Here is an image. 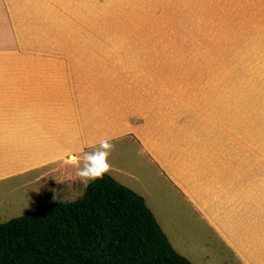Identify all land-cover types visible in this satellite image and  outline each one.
Masks as SVG:
<instances>
[{"label": "rangeland", "instance_id": "1", "mask_svg": "<svg viewBox=\"0 0 264 264\" xmlns=\"http://www.w3.org/2000/svg\"><path fill=\"white\" fill-rule=\"evenodd\" d=\"M114 44L121 46L126 63L113 60L120 57ZM152 47L157 51L144 54ZM142 55L153 61L142 63V57L136 58ZM31 58L64 61L71 105L67 68L79 61L94 62L89 71L95 80L107 82L123 74L119 88L125 96L119 100L142 104L151 97L157 104H207L208 125L200 126L207 135L206 158L200 160L202 170L210 172V195L221 205L217 215L207 219L199 209L203 171L172 169L169 164L165 170V163L151 155L134 131L103 139L109 153L106 173L142 195L171 246L192 264H264V0H0V65L24 64ZM33 64L41 79L53 68L47 67L49 62ZM87 78L80 77L76 88L87 86ZM139 84L143 89L136 88ZM130 87L134 96H126ZM98 90L105 91L100 84ZM112 105L97 104L100 128L113 120ZM120 114V123L129 127L145 125L141 116ZM167 121L159 136L168 130L170 138L173 130L174 148L166 149L179 158L188 148L182 137V125L184 134L188 131V114L182 121ZM75 124L81 127L79 120ZM217 124L223 128L218 134ZM27 127L8 124L0 133ZM66 134L47 136L51 145H45L54 152L43 164L1 168L0 223L82 196L89 182L78 169L85 153L99 147L102 139L83 144L86 134L80 129L70 132L75 141L68 146ZM250 148L256 152L253 161ZM67 149L74 152V160L64 155ZM232 152L245 169L244 178L235 197H224L211 169L229 164ZM11 153L0 148V165L12 159ZM254 162L255 173L249 178L248 166Z\"/></svg>", "mask_w": 264, "mask_h": 264}, {"label": "trees", "instance_id": "2", "mask_svg": "<svg viewBox=\"0 0 264 264\" xmlns=\"http://www.w3.org/2000/svg\"><path fill=\"white\" fill-rule=\"evenodd\" d=\"M40 60L0 65V129L30 126L0 137V148L12 152L0 171L40 165L54 152L45 145L51 132H66V143L74 144L70 132L78 129L64 84L66 65ZM34 61L53 68L41 79L40 70L32 71ZM0 264L192 263L171 246L144 198L105 173L74 201L0 223Z\"/></svg>", "mask_w": 264, "mask_h": 264}, {"label": "crops", "instance_id": "3", "mask_svg": "<svg viewBox=\"0 0 264 264\" xmlns=\"http://www.w3.org/2000/svg\"><path fill=\"white\" fill-rule=\"evenodd\" d=\"M102 45L106 48V45L104 43H102ZM107 49H111V48L109 47ZM113 50L120 55L119 58L115 56L113 60L119 62L125 61L124 63H126V60L123 58V56H121L123 55L121 51L122 50L121 46L119 45L115 47L114 44ZM149 50L151 52L157 51L156 47H152L148 49L144 54L146 55L149 54ZM135 56L136 55H134L133 57ZM105 57L110 58V55H107ZM139 57H142L140 58V61L142 63L147 60L148 64H150V62L153 61V60H149V58L146 56L144 57V55L137 56L136 58ZM85 62H87V64H85ZM156 62L158 63L159 61ZM78 63L79 64H76L75 68L68 65L67 70L69 71L70 74L72 89H73L72 90L73 114L76 121L79 120V125L82 127V128L79 127L78 130L80 131L81 129L86 134L84 135L86 140L83 142V144L84 143L91 144L94 143L95 140L97 141L99 138L101 139L107 137L109 138L111 136H116L127 131L136 132V134L140 138L145 148L148 149V151H150L151 155L155 158L157 157L156 160L162 165L165 163L166 165L165 170L168 169V164H169L170 165L169 168L172 169L180 168L183 170L185 169L195 170L198 168L199 171H203L204 175L203 174L201 175L202 184L199 186L200 188L199 193L203 195V197L200 198L199 200V209L202 212H204V215L207 219L212 218L213 215H217V213L221 211V205L219 204V202H217V197L213 199V196L210 195V190H209L210 186L209 187L206 186L209 178L207 176L210 175V172H208L206 169L202 170L204 168L201 167L202 157H204L203 161H205L206 158L205 156L206 145L203 144L204 143L203 140H204V136L207 135L203 133V130L200 126L207 127L208 125L207 104H204L203 106L200 107H194L192 106V104H157L156 102L150 101L152 100L151 97L145 99V102H143L142 104L141 103L134 104L131 102L130 99H127V101H125V98L123 100H119L118 98L125 96L124 95L125 91L122 93L120 91L124 89L119 88L123 74L121 75L116 74V76H114L113 78H108L107 82L104 79H101L102 81L101 80L99 81V79L98 80L94 79L93 77L94 74L91 72L92 70L89 71V65H94V62L79 61ZM103 64L104 62L102 63V67ZM129 64H132L130 60H129ZM83 76L88 77L86 79L87 86L82 85L79 86V88H76L78 85L79 78ZM99 84L103 86L105 91L98 90ZM113 86H116L114 87L116 88V90L113 88ZM137 86L138 87H136L135 85L134 87L138 89L143 87L140 84ZM134 87L133 88L130 87L128 91L133 90ZM95 91H97L98 94L97 93L95 94ZM114 92L116 93V95H114ZM139 93L140 95L143 94L146 96H152L148 94V91L147 92L140 91ZM127 94L129 95L126 96H134L136 93L130 91ZM97 104H114L112 105V107H109L110 113H113L112 116L113 120H111L109 123L101 124V128L99 125L100 122L98 119L99 114L97 113ZM126 111H129L132 114L134 113L135 116H141L142 119L145 120V125L143 127L133 128L127 126L125 123H120V117H121L120 113ZM186 113L188 114V121H187L188 123L186 130L188 131L184 134L185 128L182 125L183 127L182 137H184L183 142L185 143V145L188 146V148L185 149L186 152H184V155L177 158V156H173L174 153H171L170 150L166 149L168 145L174 148L175 143L173 144V142L175 141V139H173V136L171 135L173 134V130L172 133L170 134V138L166 136V134L169 132L168 130L163 132V134H165L163 136H159V132L160 131L162 132L163 128L168 126L169 122L167 121V118L169 120H174L175 122H177L178 120L182 121L184 118H186ZM203 119H205L206 121L202 123L201 120ZM161 126L162 128L160 130ZM215 128L217 134L219 133V130L223 132V128L218 124L216 125ZM11 133L12 131H8L6 133H0V137L6 136ZM164 141H169V142H164ZM178 143L181 145L182 140H179ZM159 148L162 149L158 151ZM249 151H250L248 155L249 160L253 161V158H255L254 156L256 154L255 149L250 148ZM233 157H234V152H232L231 155L227 156V162L229 164H223V163L217 164L214 165V169H211V172L212 171H214L215 173L217 172L215 184H219V193L222 194L224 197H227L229 195L235 197L237 195L236 190H239V181H242L244 178L243 170L245 169L242 167L243 165L241 166V164H238L237 159ZM197 160H199V162ZM255 166H256L255 162L252 164V166L250 165L248 166V170L251 173V175H249V178L253 177L252 174L255 173ZM250 183L251 181L249 180V186L254 185ZM250 189L252 190L253 188L250 187ZM213 211H215V214L213 213Z\"/></svg>", "mask_w": 264, "mask_h": 264}, {"label": "clouds", "instance_id": "4", "mask_svg": "<svg viewBox=\"0 0 264 264\" xmlns=\"http://www.w3.org/2000/svg\"><path fill=\"white\" fill-rule=\"evenodd\" d=\"M106 141L101 140L100 146L84 155L83 166L78 169L77 174L85 179V182H91L102 178L108 171L110 165L108 161L109 153L105 150Z\"/></svg>", "mask_w": 264, "mask_h": 264}, {"label": "bare ground", "instance_id": "5", "mask_svg": "<svg viewBox=\"0 0 264 264\" xmlns=\"http://www.w3.org/2000/svg\"><path fill=\"white\" fill-rule=\"evenodd\" d=\"M69 159L74 160L75 159V156L69 155Z\"/></svg>", "mask_w": 264, "mask_h": 264}]
</instances>
